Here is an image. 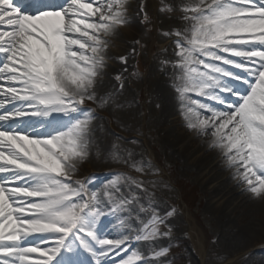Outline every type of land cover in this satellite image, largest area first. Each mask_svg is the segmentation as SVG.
Wrapping results in <instances>:
<instances>
[{
    "label": "snow or ice",
    "instance_id": "1",
    "mask_svg": "<svg viewBox=\"0 0 264 264\" xmlns=\"http://www.w3.org/2000/svg\"><path fill=\"white\" fill-rule=\"evenodd\" d=\"M127 3L0 0V109L14 107L0 114V122L48 117L51 112L75 114L86 101L95 103L107 37L125 26ZM259 5L257 0H189L179 9L188 27L172 32L177 37L174 90L182 102L189 101L181 107L185 126L211 137L209 148L220 152L232 178L254 199L264 197V0ZM221 66L240 69L247 79ZM222 78L247 88L236 93ZM216 90L240 103H224L212 95ZM188 93L224 103L231 111L200 105ZM90 123L77 119L43 139L16 132L15 125L0 126V264H64L59 257L72 251L73 240L90 256L111 258L115 252L123 264H143L126 241L99 237L98 197L86 195L71 179L88 157ZM122 182L118 177L112 184ZM163 223L151 217L138 238H158ZM34 237L42 242L30 239ZM41 243L52 247L42 250Z\"/></svg>",
    "mask_w": 264,
    "mask_h": 264
},
{
    "label": "rangeland",
    "instance_id": "2",
    "mask_svg": "<svg viewBox=\"0 0 264 264\" xmlns=\"http://www.w3.org/2000/svg\"><path fill=\"white\" fill-rule=\"evenodd\" d=\"M137 1L141 5L138 15L142 29L140 35L131 42L128 49L107 40V51L103 54L106 78L110 81L111 88L130 93L132 103L125 107H116L110 114V118L88 104L80 106L82 113H77V116L73 114V117H69L70 114H62V117H58L62 119L60 123L50 121L48 117H42L49 124L43 138L59 134L68 124L77 119L88 118L91 120V126L100 121L103 130L122 142V157L126 162V169L113 170L106 163V167L102 168V166L98 167L94 161L88 163L85 161L82 167L78 166L76 174L71 179L82 185L86 195L94 194L98 197L96 206L99 208L101 205V214L106 217L115 216L119 221L118 224L126 228V233L134 237L130 241L139 240L138 236L142 234L140 232L143 225L148 222L145 218L156 216L163 220L159 237L166 239L167 245H160L157 238L148 241L141 239L140 253L135 252L132 247L135 243L126 245L129 252L142 256L143 264H249V252L262 248L260 243L264 241V226L261 227L262 229H257V234L249 242L231 243L227 236L230 230L228 231L218 215L207 207V201H222L219 195L211 194L213 191L211 187L223 184L222 181L217 180L205 185L196 168L186 167L185 159L174 157V150L177 147L173 149L166 142L163 125L162 122L160 123L161 104L153 98L152 83L157 76L164 75L165 71L170 69L167 66L171 64L176 48L175 45L169 49L164 47L166 33L162 29L164 21L161 17L165 12L160 9L159 4H155L153 0ZM156 2L158 3L157 0ZM257 6H261L259 0H257ZM121 59H124L125 63H121ZM237 59L233 58V60ZM242 63L246 65L245 62ZM221 67L230 72L228 66ZM116 77L120 78L119 81ZM227 84L229 86V83ZM231 84L236 93H243L246 90ZM190 96L194 95L190 93ZM222 100L224 103H240L234 95L222 97ZM224 103L213 107L218 111H231L224 107ZM3 110L1 114H8L13 112L14 107L10 105ZM35 118L26 115L22 119L8 121L3 126L7 128L15 125L16 132L39 139L41 136L38 133L31 134L23 128L28 122L31 124ZM123 123L133 126L131 137H124L114 129L121 127ZM18 124L23 126L19 128ZM168 124L171 126L173 123L169 121ZM173 126L177 133L179 131L193 132L189 131L182 122ZM210 160H215V163L218 160L221 162L217 169H212L213 164L207 161L204 167L208 174L206 175L205 169H200L205 179L219 171L224 172L226 179H233L232 170L226 168L219 151ZM98 161L103 165L104 162L101 159ZM107 162L109 165L114 164L111 161ZM133 166L140 167L142 171H135ZM211 169L212 172H210ZM228 170H231V173ZM118 177L122 178L123 182L114 187L112 181ZM236 181L230 180V183L237 185ZM137 185L142 187L143 191H140ZM241 189L243 190V187ZM136 218H140V221ZM249 220L245 213L238 214L232 226L242 227ZM190 221L195 223L200 233L203 244L201 257L197 255L193 245ZM95 231L99 232L97 222ZM80 235L82 236V233ZM101 238L111 241L119 240L106 236ZM34 241L42 242L38 239ZM73 244L75 245V240ZM49 245L41 243V248H47ZM161 251H165L166 255L158 256L157 254ZM127 255L128 253H124V256ZM262 259L264 261V256ZM106 264H123V257L114 252Z\"/></svg>",
    "mask_w": 264,
    "mask_h": 264
},
{
    "label": "bare ground",
    "instance_id": "3",
    "mask_svg": "<svg viewBox=\"0 0 264 264\" xmlns=\"http://www.w3.org/2000/svg\"><path fill=\"white\" fill-rule=\"evenodd\" d=\"M153 1L155 4H159L160 9L165 12L164 16L161 17L164 21L162 29L165 33L168 34L166 35L164 47H167L169 49L173 47L177 42V37L173 36L172 32H182L185 28L188 27V24L185 23L183 20L184 13L180 12L179 9L185 3L189 2V0H157L158 3L156 2V0ZM58 2L63 3V0H59ZM192 2H194V0H192ZM140 7L141 5L137 0H128V3L126 5L125 26L117 29L114 34L107 37V40L113 41L114 43H118V45H120L121 47L123 46L125 49H128V47L131 45V42L136 37L138 38L142 31L138 21ZM170 62L171 64L167 66L170 69H167L164 75L157 76L152 83L153 98L161 104L160 123L162 122L163 125V131L165 132L164 135L166 142L173 149L177 147L174 150V157L176 158L178 156L180 158L185 159L186 167L193 166V168H196L195 170L198 172V175L202 177V182L205 185L212 184L213 181L217 180L222 181L223 184L211 187V190H213L212 192L210 190L211 194L216 196L219 195L222 201H207V207L212 212L216 213L225 228L228 231L230 230L228 233L229 235L227 234V236H229L231 243L233 242L239 244L240 242H249L257 234V229H262L261 227L264 226V197L254 199L251 195L246 194L241 189L242 186L239 184V181H236L237 185H232V183H230V180L234 179H226L223 175V171L215 172L211 177H208V179L204 178L205 175L200 169H205L206 175L208 174L207 169L204 167L207 161L213 164L212 169H217V166L221 161L218 160L216 161L217 163H215V160H210L216 153H218L216 149L207 148L209 147L208 145L211 140L210 136L205 135L201 137L197 134L195 130H193V134L186 132L182 133L180 131L179 133H177L175 131V128L173 126L174 124H177L179 122L186 123L185 119L182 117L181 114V107L182 103L188 104L189 101L185 100L182 102L178 98L177 92L174 90V85L178 84V81L176 80L178 72L175 68L171 67L177 62V57L174 56L173 60L171 59ZM245 66L248 65L246 64ZM229 69L233 71V73L243 77L244 79H247V74L241 71L240 69L231 67H229ZM106 75L107 74L104 69L101 73V76H99L96 80V88L94 90L96 102L93 103L86 101L85 104H88L92 108H95L99 113H105L104 115L110 118V114L114 112L116 107L121 108L122 106L125 107L130 105L132 103V97L130 93H124V91L121 92L119 90L112 89L111 83L106 78ZM224 82L226 85V79L224 80ZM235 85L242 89L247 88L246 84H240L239 82L235 83ZM227 87L231 88V86ZM232 89H234L233 86ZM212 94L217 97L223 96V98L224 96L226 97L228 95V93L221 92L219 90H216ZM186 95H188L190 100H194L200 105H205L210 109H215L213 105H215L214 103H216V101L213 99H209L204 96L200 97L205 99H195L194 96H190V93ZM229 96L231 95L229 94L228 97ZM105 99H107V103L104 102ZM189 106L195 109V104H191ZM1 110L2 109H0V111ZM197 111H199L202 116L208 115L207 113H204L202 109H199ZM78 113H82L81 108L79 109ZM56 114H58V112H51L48 116L49 120L57 121L59 123L62 122L61 119L56 118ZM75 115L77 116L78 114L75 113ZM69 117H73V114H70ZM196 118L197 117L195 116L191 117L192 120H195ZM169 121L173 123L171 126H169L168 124ZM3 123H1L2 126ZM94 124L95 125L93 126L89 125L90 139L88 147V157L85 161L87 163L94 161L95 163H97L96 165L98 167L102 166V168L106 167V163L108 166H111L113 170L126 169V162L123 160L122 157V142H120V140H117V138L111 136L108 131L103 130L100 121H97ZM47 125L49 124H47L45 120L37 118L34 119L31 124L28 122L23 128L28 130V133H38L41 136L39 139H43V136L47 131ZM22 126V124H18L17 127L21 128ZM132 127L133 126L127 123H123L121 127H115L114 129H116L124 137H131L133 134ZM98 159H101L104 162L103 165L98 161ZM85 161L80 164V167L84 165ZM107 161H111L114 164L109 165ZM212 169L210 172H212ZM228 171L229 173H231V170ZM100 206L101 205H99V210ZM242 213H245L247 215L248 219H250L249 222L244 223L242 227L232 226L233 220L237 218L238 214L240 215ZM150 218L151 217H147L145 218V220L148 221ZM136 220L140 221V218H136ZM96 222L99 223V232L97 233L99 237H113L114 239H119L116 241H126V245L135 243L132 247L134 248L135 252L140 253L139 248H141V245L139 244V241L141 239L136 241H130L134 237L131 236L130 233H126V228L118 224L119 221L115 216L106 217L101 214ZM190 225L193 245L196 249L197 255L201 257L203 254V244L199 236L200 233L193 221H190ZM140 233H142V230ZM30 239L42 240V237H34ZM82 239L87 241L88 237H83ZM157 242H159L160 245H167V240L163 237L157 238ZM260 246H262V248L258 249V251L257 249H255L249 252V264H264V261L261 257L264 256V241L260 243ZM49 247H52V245H49L47 248ZM97 251L102 250L97 248ZM31 255L34 256V254ZM84 255H87L90 258V261H88L87 258L84 257ZM59 259L62 260L64 264H102V262L108 261L107 257L90 256L87 252H85L79 247L78 241L76 242V245H73L71 252L62 253Z\"/></svg>",
    "mask_w": 264,
    "mask_h": 264
}]
</instances>
